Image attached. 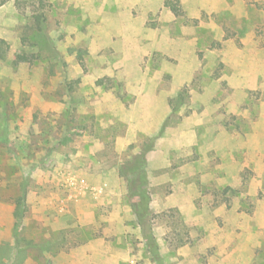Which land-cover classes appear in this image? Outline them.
Returning a JSON list of instances; mask_svg holds the SVG:
<instances>
[{
  "label": "rangeland",
  "instance_id": "rangeland-1",
  "mask_svg": "<svg viewBox=\"0 0 264 264\" xmlns=\"http://www.w3.org/2000/svg\"><path fill=\"white\" fill-rule=\"evenodd\" d=\"M166 1L0 0V264H264V0Z\"/></svg>",
  "mask_w": 264,
  "mask_h": 264
},
{
  "label": "trees",
  "instance_id": "trees-1",
  "mask_svg": "<svg viewBox=\"0 0 264 264\" xmlns=\"http://www.w3.org/2000/svg\"><path fill=\"white\" fill-rule=\"evenodd\" d=\"M7 0H1V3H5ZM167 5L171 8V10L176 14V15H181L183 13V10L179 4V0H167L166 1ZM2 43H0V57L4 56L3 53V47H2ZM140 160V165L141 163H143L145 161V156L144 154H142L139 158L138 161ZM139 167V166H138ZM138 178L140 179L138 186V193H145L146 189L144 188L145 184L147 183V178H146V174L145 171L140 169V174L138 176Z\"/></svg>",
  "mask_w": 264,
  "mask_h": 264
}]
</instances>
